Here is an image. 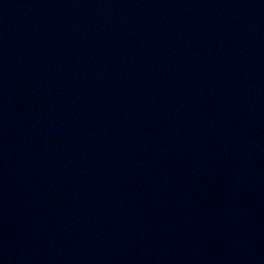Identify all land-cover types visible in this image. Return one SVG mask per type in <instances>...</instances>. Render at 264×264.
<instances>
[{"label": "water", "instance_id": "obj_1", "mask_svg": "<svg viewBox=\"0 0 264 264\" xmlns=\"http://www.w3.org/2000/svg\"><path fill=\"white\" fill-rule=\"evenodd\" d=\"M0 264H264V0H0Z\"/></svg>", "mask_w": 264, "mask_h": 264}]
</instances>
